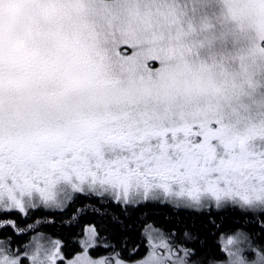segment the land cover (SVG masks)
Returning <instances> with one entry per match:
<instances>
[{
  "label": "snow or ice",
  "instance_id": "snow-or-ice-1",
  "mask_svg": "<svg viewBox=\"0 0 264 264\" xmlns=\"http://www.w3.org/2000/svg\"><path fill=\"white\" fill-rule=\"evenodd\" d=\"M0 264H264V0H0Z\"/></svg>",
  "mask_w": 264,
  "mask_h": 264
}]
</instances>
